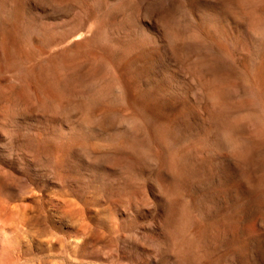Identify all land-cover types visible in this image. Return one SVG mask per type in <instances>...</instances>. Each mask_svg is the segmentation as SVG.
<instances>
[{"label":"rangeland","instance_id":"obj_1","mask_svg":"<svg viewBox=\"0 0 264 264\" xmlns=\"http://www.w3.org/2000/svg\"><path fill=\"white\" fill-rule=\"evenodd\" d=\"M263 107L264 0H0V264H264Z\"/></svg>","mask_w":264,"mask_h":264},{"label":"bare ground","instance_id":"obj_2","mask_svg":"<svg viewBox=\"0 0 264 264\" xmlns=\"http://www.w3.org/2000/svg\"><path fill=\"white\" fill-rule=\"evenodd\" d=\"M254 92V91H253ZM252 91H251V94L253 93ZM254 94V93H253ZM56 97V96H55ZM57 98V97H56ZM250 101V100H249ZM264 108V107H263ZM259 110H262V109H259ZM264 110V109H263ZM262 110V111H263ZM264 112V111H263ZM260 113H262V112H260ZM262 116H264V115H262ZM262 143H264V139H263V141H262ZM133 152V151H132ZM141 154H142V151H141ZM143 154H145L144 153V151H143ZM147 155V154H146ZM19 212H21V211H18V210H16V211H14L13 212V215H15V214H20ZM1 215V214H0ZM17 216H20V215H17ZM8 217H11L10 215L8 216ZM15 217H16V215H15ZM12 218V217H11ZM6 219H7V217H6ZM6 221V220H5ZM2 222H3V220H2ZM6 223V222H5ZM175 236V235H174ZM192 241V240H191ZM175 242V241H174ZM188 243L190 242V239H189V241H187ZM187 242H184V244L186 243L187 244ZM200 242V241H199ZM190 243H192V242H190ZM196 243V242H195ZM183 244V243H182ZM189 245V244H188ZM175 247V246H174ZM184 247H187V246H184ZM191 248V247H190ZM172 249V248H171ZM190 253V252H189ZM189 254H187V253H183L182 254V258H180V259H182V260H189L190 258H189ZM202 261H204V260H202ZM200 263V262H199Z\"/></svg>","mask_w":264,"mask_h":264}]
</instances>
